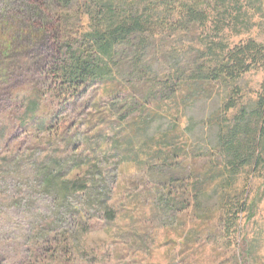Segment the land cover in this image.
Returning <instances> with one entry per match:
<instances>
[{"label":"rangeland","instance_id":"374dc122","mask_svg":"<svg viewBox=\"0 0 264 264\" xmlns=\"http://www.w3.org/2000/svg\"><path fill=\"white\" fill-rule=\"evenodd\" d=\"M78 1L90 0L69 11L0 0V264H264V168L227 149L245 141L227 134L262 93L264 69L227 87L194 78L221 59L210 44L264 45V0H239L240 13L219 10L190 33L143 34V72L126 48L112 79L75 91L56 75L83 47ZM21 25L37 38L17 37ZM158 85L169 97L149 96ZM44 168L77 186L62 207L43 191Z\"/></svg>","mask_w":264,"mask_h":264},{"label":"trees","instance_id":"16d2710c","mask_svg":"<svg viewBox=\"0 0 264 264\" xmlns=\"http://www.w3.org/2000/svg\"><path fill=\"white\" fill-rule=\"evenodd\" d=\"M90 0L78 7L84 15L88 16V30L82 37V48L72 49L61 61L56 79L61 86H68L75 91L86 84L95 81H105L114 77L112 66H118L115 61H121L126 48L134 49L131 64L135 68L133 72L142 71L136 64L141 48L143 49V34L153 33L156 29L170 26L179 27L184 34L192 32L198 26L207 24L210 14L222 10L224 12L240 13L239 0ZM244 2H260L261 0H243ZM58 5L63 11H69L74 6L73 0H58ZM32 10V8H30ZM175 16L177 20H174ZM217 16V14H216ZM171 21L174 24H171ZM213 28L218 31L220 23L213 21ZM17 32L25 34L31 39H36L38 32L31 27L21 25ZM175 31V30H174ZM16 32V33H17ZM139 36V44H134L133 36ZM15 41V40H14ZM218 44H210L206 49L211 58L216 59L214 64L208 67L195 68L196 79H208L219 81L228 86L237 81L244 73L252 69H264V45L253 40L242 46L229 49L222 45L219 52H215ZM127 57L125 56V59ZM132 69V67H131ZM143 72V71H142ZM130 75V74H128ZM168 87L161 85L149 89V96L156 99V91L161 96L169 97ZM233 89V90H232ZM234 92L235 88L232 87ZM148 95V94H147ZM134 101V99H132ZM135 104L129 103V110H133ZM126 105L118 106V109ZM236 107V102L230 100L226 103L229 110ZM235 126L227 134L230 137L244 134L245 141L237 145L230 144L227 149L236 164L248 168H264V85L260 95L255 101L246 107L239 108L235 115ZM43 175V191L52 196L59 207L65 205L71 194L76 192V187L67 181H63L59 174L50 168L41 171ZM254 201L249 204V217L254 209ZM242 210V209H241ZM108 217V211L105 212ZM109 218V217H108Z\"/></svg>","mask_w":264,"mask_h":264}]
</instances>
